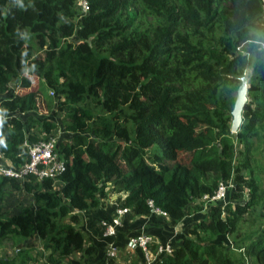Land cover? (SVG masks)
I'll list each match as a JSON object with an SVG mask.
<instances>
[{"label": "trees", "instance_id": "16d2710c", "mask_svg": "<svg viewBox=\"0 0 264 264\" xmlns=\"http://www.w3.org/2000/svg\"><path fill=\"white\" fill-rule=\"evenodd\" d=\"M75 3L0 0V93L18 81L11 96L0 98L2 156L15 166L26 160L22 141L26 134L37 138L26 133V121L35 120L28 112L36 108L43 80L65 93L58 109L66 108L61 122L70 134L59 143L66 167L57 181L0 176V194L7 182L33 193V205L11 215L0 207V238L36 232L50 240L59 256L82 250L91 259L82 264H100L92 261L97 245L91 239L85 244L74 224L79 220L74 209L102 206L112 191H119L125 192L121 203L134 214H149L152 199L174 225L198 212V199L235 173L234 195L245 186L249 197L211 204L188 235L174 237L172 252L152 264H243L226 242L203 241L200 231L244 237L239 230L245 215L253 216L257 206L264 211L260 181L234 167L235 138L247 151L254 142L247 136L260 135L264 149V132L258 131L264 130V2L88 0L87 12L76 18ZM27 28L41 46L49 39L44 56H32L24 39ZM59 35L69 38L65 45L58 46ZM253 62L260 74L247 93L254 100L244 104L240 128L231 132L240 76ZM85 93L95 98L98 112L69 106ZM40 123L45 133L55 127L50 119ZM66 216L69 220L63 221ZM235 248L251 264H264V225ZM0 264L40 263L12 256L0 257Z\"/></svg>", "mask_w": 264, "mask_h": 264}, {"label": "rangeland", "instance_id": "374dc122", "mask_svg": "<svg viewBox=\"0 0 264 264\" xmlns=\"http://www.w3.org/2000/svg\"><path fill=\"white\" fill-rule=\"evenodd\" d=\"M74 13L75 18L79 16L80 12L77 8V3L74 5ZM24 39L31 45L32 47V56H44L46 48L48 47L49 39L46 38V42L44 45H40L37 41V37L34 32H32L29 28H27L24 32ZM69 39V38H67ZM64 37L59 35V42L58 46L65 45L66 40ZM99 55L105 54L108 55V51H97ZM253 64L251 66H248L245 69V73L247 75V83L248 86L251 85L253 81H257V76L260 74L259 70L254 69ZM33 77V81H36V76L31 75ZM18 88V81L12 80L10 82V88L9 92L12 94L16 89ZM237 93V91H236ZM235 93V97H236ZM65 93L59 91L58 89H54L49 87L43 80L40 88L37 89V102H36V108L30 112L29 114L34 117L35 120H33V123L30 121H26L25 131L28 133V131L34 132L37 134V137L45 136V131L42 128L41 121L44 119H50L55 123V127L51 128L50 132L53 133V135L56 137L57 143L59 145L60 141L64 137H69L70 134L68 131L64 129V126L61 122V117L63 113L66 111V108L63 110L58 109V103L60 101H63L65 99ZM264 98V94H263ZM235 100V99H234ZM254 100L252 93H247V101ZM82 105L90 108L94 113L98 112L100 109L95 104V98L90 93H85L83 95V98L79 100L76 103H70L69 106L74 105ZM1 117V115H0ZM7 118V117H6ZM262 126H259L258 129H260ZM260 134L264 132L263 129L258 130ZM39 135V136H38ZM260 136V135H259ZM259 136L255 135H248V139L251 141H254L253 144L250 146V149L246 151V146L243 142L239 141L237 138H235L234 142V150H235V158H234V167L241 168V173H243L244 176L250 177L255 176L260 181L261 186L264 188V149L262 147L263 145V139ZM111 139L117 140L118 138L111 137ZM246 151V154L243 155V151ZM246 162L247 167H243L242 163ZM235 173H233V177ZM1 176V175H0ZM236 179V178H235ZM236 181V180H235ZM243 184V183H242ZM107 189V188H106ZM108 189H111L108 187ZM240 191L239 196L236 197L234 193L231 194L232 201H243L244 199H247L249 197V192L247 187L242 186V189L238 190ZM111 194L116 199H118V202L122 201L124 199V192L119 191H112ZM32 192H28L23 189L21 185L15 186L12 183H4L2 185L1 194H0V207L1 211L4 215H11L15 213L16 211L21 208L23 205H33L32 200ZM116 204V203H115ZM72 211V209H71ZM75 211V209L73 210ZM80 213V212H78ZM206 212H193V214H187V216L183 219V223H178L177 229H180V232H176L172 230L171 232H176L178 235H188V228L196 222L202 215ZM198 214V215H197ZM107 215L101 216L95 225L94 232L96 236L97 232L99 234V228L97 230V227L99 225V220L102 217H105ZM83 217V214H82ZM81 215L79 216V220L75 222V226L78 227L85 235V244L89 242L88 240L91 239L90 235L86 233L85 228V219L82 218ZM82 218V219H81ZM63 221H68L69 217L66 216L62 219ZM180 224H183L182 227L179 226ZM264 225V211L260 209L259 206H257L256 210L254 211L253 216H247L245 215V219L241 222V228L239 231L244 234V237L236 236L234 233L231 235H226L222 233H212L208 231H200V239L205 240H223L227 243V248L230 249L231 254L236 257L237 259H242L243 264H251L253 262L252 259H249V257L244 255L242 252L243 250H239L235 248V245L242 240H247L248 237H250L257 229H259L260 226ZM90 230V229H88ZM149 231V230H147ZM93 232V229L90 230V233ZM152 233V232H151ZM252 233V234H251ZM93 234V233H92ZM93 235V236H94ZM97 238V237H96ZM220 240V241H221ZM236 243V244H234ZM16 257V261H19L21 258L25 257L27 263L31 262H39L40 264H82L83 262L89 263L91 259L85 255V253L82 250H73L67 255H58L57 250L54 249L53 244L50 242V240L43 239L37 235L36 232L31 233L29 236L22 237L20 235L16 234H8L4 238H0V257ZM30 257V258H27ZM92 261H96L100 264H110L109 261H103L102 258H97ZM113 264H118L116 260H113ZM84 263V264H85Z\"/></svg>", "mask_w": 264, "mask_h": 264}, {"label": "built area", "instance_id": "2783aa9c", "mask_svg": "<svg viewBox=\"0 0 264 264\" xmlns=\"http://www.w3.org/2000/svg\"><path fill=\"white\" fill-rule=\"evenodd\" d=\"M262 1L264 2V0ZM77 8L80 14L86 13L88 0H77ZM262 45H264V42H262ZM45 134V136L37 137L34 140L26 134L22 141V145L27 152L26 160L18 166L0 164V175L14 178L20 182L31 178L41 181L46 177L57 181V176L65 170V160L60 154L59 145L53 133L48 132ZM235 191L236 181L233 176L220 180L212 194L205 193L198 199L201 203L199 212H207L211 204H225ZM148 202L152 213L168 217V213L155 206L152 199H149ZM130 211V206L123 205L119 201L112 214L99 220V237L107 242L105 259L117 256L118 244L115 239L122 227L123 217ZM167 235L164 241H160L153 232L140 228L131 232L127 240L129 244L140 249L143 258L141 264H152L160 255L172 252L176 232Z\"/></svg>", "mask_w": 264, "mask_h": 264}, {"label": "crops", "instance_id": "0c3cea01", "mask_svg": "<svg viewBox=\"0 0 264 264\" xmlns=\"http://www.w3.org/2000/svg\"><path fill=\"white\" fill-rule=\"evenodd\" d=\"M4 96H11V93L9 92V90H7L3 93H0V98L4 97ZM0 164L11 165L10 161L7 158L2 156L1 152H0ZM112 195L113 194H111V193L109 194L108 198L105 199L104 204L102 206L95 207V208H88L85 210L75 209V211H74L76 213L80 212V213H78V215L79 216L81 215V217L83 214L82 218H84L85 222H86L85 228L87 227L90 230L93 229V232H91V233H90V230L86 229L87 230L86 233H88L90 235L91 240L98 247V251H97L95 258L96 259L102 258V262L108 261V258L105 259V250H106L107 242L105 239H101L99 237L98 232H97L98 236L94 235L95 234L94 232H96V231H94V228H95V225L97 223V220L101 216H103V215L109 216L114 211L115 206L118 202V199H116ZM124 196H125V192H124ZM191 214H193V213H191ZM186 216H184L181 219V221H180L181 223H183L182 221ZM204 216L205 215L203 213L198 218L200 219ZM180 222H178V223H180ZM178 223L172 225L169 223V217L159 215L156 213L151 212L147 215H138V214H134L131 210L129 213H127V215H125L123 217L122 227L119 230V232L116 236V239H115L116 243L118 244L117 256L113 257V258L109 257V260H111L112 262H113V260H116V262L118 264H127L130 261H137L140 263L141 260L143 259L142 253H141L139 248L128 243V240H127L128 235L131 234V232H134L140 228H144L145 230H149V231L153 232L158 240L164 241V239L168 236L167 235L168 233L172 234V232H171L172 230H174L176 232H180V229L176 228ZM182 225L183 224H180L179 226L182 227ZM98 228L99 227H97V230H98ZM176 235H178V233H176ZM88 241H90V240H88ZM109 263L113 264L114 262L111 263L109 261Z\"/></svg>", "mask_w": 264, "mask_h": 264}, {"label": "water", "instance_id": "95a60500", "mask_svg": "<svg viewBox=\"0 0 264 264\" xmlns=\"http://www.w3.org/2000/svg\"><path fill=\"white\" fill-rule=\"evenodd\" d=\"M247 75L243 74L240 76V84L237 88L236 97L233 103V107L231 109V124L230 130L231 132H236L240 128V125L243 120V107L247 102V91H248V83H247Z\"/></svg>", "mask_w": 264, "mask_h": 264}, {"label": "clouds", "instance_id": "9594fccd", "mask_svg": "<svg viewBox=\"0 0 264 264\" xmlns=\"http://www.w3.org/2000/svg\"><path fill=\"white\" fill-rule=\"evenodd\" d=\"M2 124H3V121L0 120V126H2ZM3 143H4L3 137L2 135H0V144H3Z\"/></svg>", "mask_w": 264, "mask_h": 264}]
</instances>
